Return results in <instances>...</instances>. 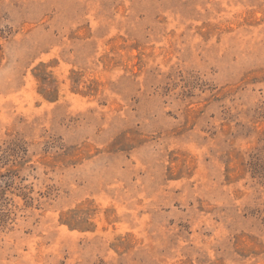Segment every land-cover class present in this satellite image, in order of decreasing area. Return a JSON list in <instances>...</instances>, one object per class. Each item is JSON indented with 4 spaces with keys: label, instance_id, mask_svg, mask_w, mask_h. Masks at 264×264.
Listing matches in <instances>:
<instances>
[{
    "label": "rangeland",
    "instance_id": "374dc122",
    "mask_svg": "<svg viewBox=\"0 0 264 264\" xmlns=\"http://www.w3.org/2000/svg\"><path fill=\"white\" fill-rule=\"evenodd\" d=\"M0 264H264V0H0Z\"/></svg>",
    "mask_w": 264,
    "mask_h": 264
}]
</instances>
